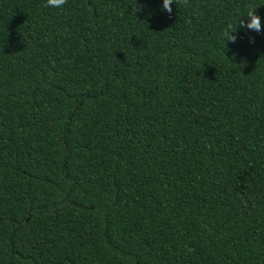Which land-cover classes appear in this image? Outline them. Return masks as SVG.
Listing matches in <instances>:
<instances>
[{
    "label": "trees",
    "instance_id": "16d2710c",
    "mask_svg": "<svg viewBox=\"0 0 264 264\" xmlns=\"http://www.w3.org/2000/svg\"><path fill=\"white\" fill-rule=\"evenodd\" d=\"M249 4L0 0V264H264Z\"/></svg>",
    "mask_w": 264,
    "mask_h": 264
},
{
    "label": "clouds",
    "instance_id": "9594fccd",
    "mask_svg": "<svg viewBox=\"0 0 264 264\" xmlns=\"http://www.w3.org/2000/svg\"><path fill=\"white\" fill-rule=\"evenodd\" d=\"M67 3V0H44V7L53 8V9H62ZM187 4V0H162V10L171 14L173 9V4ZM245 28L250 31H255L257 33L264 31V26H262V21L259 15L256 14V7L249 4L247 6V11L242 15H239L238 24H233L227 22L221 35L224 42L235 43L237 36L234 33L237 31V28ZM237 65V64H236ZM242 67L243 65H237Z\"/></svg>",
    "mask_w": 264,
    "mask_h": 264
}]
</instances>
